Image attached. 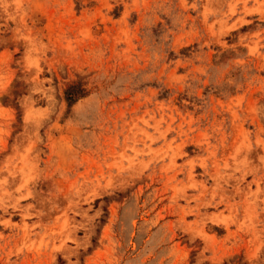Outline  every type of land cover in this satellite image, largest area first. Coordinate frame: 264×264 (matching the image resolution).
Returning a JSON list of instances; mask_svg holds the SVG:
<instances>
[{"label":"rangeland","instance_id":"rangeland-1","mask_svg":"<svg viewBox=\"0 0 264 264\" xmlns=\"http://www.w3.org/2000/svg\"><path fill=\"white\" fill-rule=\"evenodd\" d=\"M0 264H264V0H0Z\"/></svg>","mask_w":264,"mask_h":264},{"label":"trees","instance_id":"trees-1","mask_svg":"<svg viewBox=\"0 0 264 264\" xmlns=\"http://www.w3.org/2000/svg\"><path fill=\"white\" fill-rule=\"evenodd\" d=\"M74 85H69L64 91V98L67 102H71L74 98L75 95L81 94L79 90Z\"/></svg>","mask_w":264,"mask_h":264}]
</instances>
